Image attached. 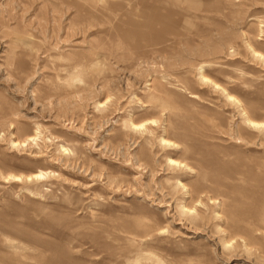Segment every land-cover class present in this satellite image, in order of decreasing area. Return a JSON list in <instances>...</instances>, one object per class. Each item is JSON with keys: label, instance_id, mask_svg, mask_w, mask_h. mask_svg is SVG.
I'll return each mask as SVG.
<instances>
[{"label": "rangeland", "instance_id": "rangeland-1", "mask_svg": "<svg viewBox=\"0 0 264 264\" xmlns=\"http://www.w3.org/2000/svg\"><path fill=\"white\" fill-rule=\"evenodd\" d=\"M249 44L264 53V0H0V172L57 173L0 175V264H264V126L244 114L264 123V61ZM36 124L38 145L11 147Z\"/></svg>", "mask_w": 264, "mask_h": 264}, {"label": "bare ground", "instance_id": "bare-ground-1", "mask_svg": "<svg viewBox=\"0 0 264 264\" xmlns=\"http://www.w3.org/2000/svg\"><path fill=\"white\" fill-rule=\"evenodd\" d=\"M174 1L175 0H171V2H174ZM247 46L250 48V50L252 51L254 56H256L260 60L264 61V53L262 51L255 49L251 44H249ZM257 53H259V55H257ZM198 75H199L200 80L203 83L210 84V86H213L214 89L220 90L222 93H224V95L227 96L228 99H230V97H231L232 99H230V100L240 102V100L236 96L231 94L223 85H221L219 82L215 81L213 78L208 76L204 72L203 66L200 67ZM191 96H196V94L191 93ZM111 99H112V96L109 95V96H107V98L104 101L103 100L96 101L95 107L98 110H100L102 107H105V105H107L108 102L111 101ZM244 114L246 116L245 118H246L247 122L250 125H253L255 127H262V125L264 124L262 121L252 119L245 112H244ZM153 120L156 121V123L153 125L158 124V120H156V119L144 120V121H140V122H135L134 120H130V128L133 129L132 125H134V124H141L142 123L145 125L144 129L136 130V131H139L140 133L147 135L148 133L152 132V129L149 126L151 123H149V122L153 121ZM41 128H42V126L40 124H36V128L34 129V132L32 134L28 135L24 139H18L15 135H12L9 138V143H10L11 147L22 150V149H25L29 144H31V142L34 143L35 145H38V140L42 137ZM133 130H135V129H133ZM47 139L49 141H52L51 137H47ZM55 141H59L58 138ZM159 141L163 145H169V146L178 145L175 142H173L172 140L166 138L165 136H161ZM164 141H168V143L165 144ZM65 149H67V152H65ZM57 153H58V158L61 157L62 159H65V160H70L76 156V152L72 148L68 147L64 142L58 143ZM37 157H39L38 154H37ZM172 161H175L176 163L175 164L171 163ZM167 162L169 165L174 166V168L177 167V168L181 169V168H187L188 167V165L186 163H184L183 161L177 160L171 156H167ZM0 175H1V177H3L4 181L39 183V182H41L47 178H50L51 176L57 175V173H56V171H54L52 169H38V170L31 172V173H28V174H17V173H12V172L3 174V172H0ZM9 177H12V179H9ZM29 177H31V179H29ZM40 177H42V178H40ZM180 185H182L184 188L186 187L185 184L182 183V181L177 180L176 186H180ZM198 204H202V202L199 201ZM197 210L198 209L196 207H188L184 203L181 206L182 214L187 215L189 217V219H191V220H195L198 217H200L201 214ZM228 244H230L229 241H225L224 246H227Z\"/></svg>", "mask_w": 264, "mask_h": 264}, {"label": "snow or ice", "instance_id": "snow-or-ice-1", "mask_svg": "<svg viewBox=\"0 0 264 264\" xmlns=\"http://www.w3.org/2000/svg\"><path fill=\"white\" fill-rule=\"evenodd\" d=\"M257 55H259V53H257ZM230 99H232L231 97H230ZM149 123H151V124H155L156 123V121H150ZM262 126H264V125H262ZM132 127H133V129H135V130H142V129H144V127H145V125L144 124H134V125H132ZM164 143L165 144H167L168 143V141H164ZM65 152H67V149H65ZM171 163H176L175 161H172ZM40 178H42V177H40ZM9 179H12V177H9ZM29 179H31V177H29Z\"/></svg>", "mask_w": 264, "mask_h": 264}]
</instances>
